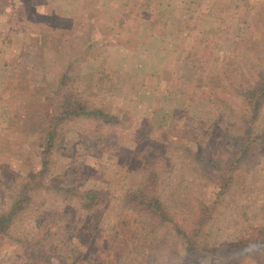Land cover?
<instances>
[{"label":"rangeland","instance_id":"1","mask_svg":"<svg viewBox=\"0 0 264 264\" xmlns=\"http://www.w3.org/2000/svg\"><path fill=\"white\" fill-rule=\"evenodd\" d=\"M127 1L0 0V211L11 203L25 171L41 167L39 145L52 110L48 95L75 61L85 97L120 123L73 121L52 157L48 185L56 186L68 170L81 187L102 197L69 242L67 256L52 264H97L105 236L122 216L137 225L117 263L223 264L221 245L242 244L253 227L264 224V147L238 172L243 190L218 201L217 188L189 150L198 145L209 155L240 127L246 79L264 62V0H159L132 22L134 33L119 35L111 29L113 17ZM150 19L156 30L140 38ZM203 35L207 61L185 62ZM128 75L144 78V85L121 88ZM109 79L119 86L110 88ZM259 124L264 128V109ZM99 133L108 149L85 150L84 141ZM152 165L163 171L162 201L182 217L217 205L207 245L187 263L174 226L152 223L131 197ZM36 198L40 211L78 212V203L54 188ZM40 211L20 217L14 238L0 237V264L23 262L26 252L18 240L33 230ZM239 264H264V249Z\"/></svg>","mask_w":264,"mask_h":264},{"label":"trees","instance_id":"2","mask_svg":"<svg viewBox=\"0 0 264 264\" xmlns=\"http://www.w3.org/2000/svg\"><path fill=\"white\" fill-rule=\"evenodd\" d=\"M129 1V0H128ZM123 3L117 14L113 17L112 31L119 35L134 33V22L144 12L152 11L159 0H133ZM155 21H147L148 30L139 32L140 38L144 33H153ZM152 31V33H151ZM150 35V36H151ZM203 46L208 45V38L198 36V50L194 54H186L185 62L204 63L207 61ZM202 47V48H201ZM71 61L61 72L56 88L48 95L51 102V113L45 134L40 141L41 167L37 170L30 169L16 182V189L11 203L0 211V237L14 238L13 232L20 217L27 213L39 212L41 208L35 207L37 194L43 190L54 188L66 198L78 203V212H52L40 211L38 223L33 230L24 238L18 240L26 252L21 264H52L54 258H65L69 242L79 231L84 217L101 204L100 192L93 188L80 186L77 175L68 174L65 170L61 174L59 183L52 187L46 182V175L52 163L54 153L65 143L68 125L77 120H87L97 125L110 127L117 125L120 120L103 105H93L84 95L78 85V73ZM259 73L251 80L246 79L248 87L241 93L245 99V109L240 114V127L211 154L205 155L203 148L196 145L190 148L189 155L199 164L200 170L210 179L217 188V201L220 196L242 191L238 172L244 165L251 163L261 149L264 147V128L260 127V118L264 109V62L253 67L251 76L256 71ZM106 77V76H104ZM105 80V78H104ZM110 81L112 86L119 83ZM121 88L137 90V86L144 85V78L128 75L122 79ZM211 87L210 83H206ZM218 87L222 88V85ZM101 135V136H100ZM85 150L98 152L108 149L104 143L102 133L95 139L87 138L83 143ZM166 159V158H165ZM164 170V169H163ZM161 171L157 166H147L144 169L141 185L136 191L131 192L136 208L144 211L152 223H171L182 242L184 249L183 258L187 263L192 260L201 249L207 245L208 233L206 231L210 221L217 212L214 203L207 206L206 211L195 214L187 219L181 213L170 209L161 199L158 190V175ZM135 221L122 216L113 226L112 232L104 238L102 250L97 253V264H120L117 263L119 255L129 246V240L135 232ZM264 249V224L253 227L250 237L242 244L220 246V257L223 264H239L243 257L249 254H257Z\"/></svg>","mask_w":264,"mask_h":264}]
</instances>
